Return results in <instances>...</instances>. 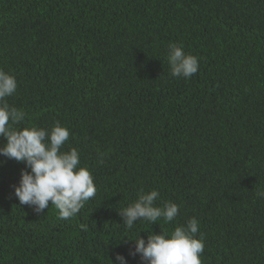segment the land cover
Segmentation results:
<instances>
[{
	"label": "trees",
	"instance_id": "1",
	"mask_svg": "<svg viewBox=\"0 0 264 264\" xmlns=\"http://www.w3.org/2000/svg\"><path fill=\"white\" fill-rule=\"evenodd\" d=\"M171 44L196 75H170ZM0 69L22 127H66L97 188L38 216L14 194L25 165L0 157V264H142L126 238L192 218L202 264H264V0H0ZM141 190L178 216L127 229Z\"/></svg>",
	"mask_w": 264,
	"mask_h": 264
},
{
	"label": "clouds",
	"instance_id": "2",
	"mask_svg": "<svg viewBox=\"0 0 264 264\" xmlns=\"http://www.w3.org/2000/svg\"><path fill=\"white\" fill-rule=\"evenodd\" d=\"M167 60L172 77L189 79L198 73V58L186 53L183 46L169 45ZM17 87L15 76L0 69V137L6 141L0 146V157L25 165L18 186H14L20 205L29 206L39 216L51 203L59 210V217L67 220L96 196L94 177L87 168L79 166L77 149L62 151L70 132L59 122L51 129L22 127L26 113L11 107L6 99ZM4 162L0 161V167ZM256 196L264 198V190H258ZM158 197L156 190L148 193L141 190L134 203L118 211L122 224L130 230L143 220L152 224L161 218L172 222L179 214V205L167 202L162 207L154 206ZM198 231L199 222L192 218L186 225L176 227L170 236L162 231L148 235L147 241L140 235L126 238L134 245L129 255H139L142 264H202L205 244L202 236L195 238ZM115 261L127 264L120 254L115 256Z\"/></svg>",
	"mask_w": 264,
	"mask_h": 264
}]
</instances>
